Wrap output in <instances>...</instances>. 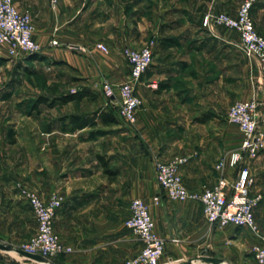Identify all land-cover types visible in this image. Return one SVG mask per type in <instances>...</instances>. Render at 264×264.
Here are the masks:
<instances>
[{"label": "crops", "instance_id": "1", "mask_svg": "<svg viewBox=\"0 0 264 264\" xmlns=\"http://www.w3.org/2000/svg\"><path fill=\"white\" fill-rule=\"evenodd\" d=\"M14 1L33 16L34 37L43 48L40 54L74 67L93 99L105 94L104 80L116 86L127 80L131 68L122 55L123 48L154 41L153 62L137 83L144 103L135 125L151 153L140 150L131 154L120 147L124 143L121 136L105 132L114 125L101 122L96 129L102 133L92 134L96 130L92 127L62 129L73 137L55 139L58 147L69 139L58 155V171L50 176L41 174L40 187L48 179L50 188L35 189L43 195L57 192L63 198L54 229L73 251L63 254V261L51 263L122 264L136 256L144 246L125 221L130 217L131 200L140 197L149 204L156 231L165 240L161 264H260L253 252L260 239L250 228L210 224L204 204L169 199L155 175L156 158L169 161L181 155L188 158L181 174L189 189L217 183L221 175L215 164L233 145L230 134L235 127L228 121L229 107L237 99L264 100L262 64L244 55L237 32L220 25L206 28L202 24L206 13L193 15L186 9L169 7L145 24L142 18L128 22L121 0H59L56 7L50 0ZM251 15L264 36V0L255 3ZM53 39L59 40V45H52ZM99 43L106 44L109 51H102ZM2 49L7 54L6 48ZM237 86L243 88L237 90ZM115 91V99L109 98L112 102L120 98L118 87ZM101 111L110 112L103 107L84 115ZM209 114L211 118L203 121ZM261 117L264 131V109ZM99 156L109 161L114 176L105 171ZM252 171L256 182L251 194L261 195L255 218L264 231V150L254 160ZM224 174L232 180L235 169L227 167ZM12 189L5 200L13 210L18 209L14 197L28 203L20 188ZM34 222L37 229L36 219ZM46 261L0 244V264Z\"/></svg>", "mask_w": 264, "mask_h": 264}, {"label": "built area", "instance_id": "2", "mask_svg": "<svg viewBox=\"0 0 264 264\" xmlns=\"http://www.w3.org/2000/svg\"><path fill=\"white\" fill-rule=\"evenodd\" d=\"M56 7L59 0H50ZM259 0H245L236 15L227 12H209L203 19L207 28L224 25L236 29L241 36L242 48L250 59H258L264 70V36L258 31L251 16L255 3ZM35 26L29 10H21L14 0H0V48L5 47L12 57L40 54L42 45L34 37ZM52 45H59V40L53 39ZM102 51H109L104 43H99ZM123 55L130 66V73L123 84H115L104 80L102 88L105 95L115 99V90L119 93V115L130 124L138 119L143 98L137 92V83L148 70L154 58V41L140 47H125ZM264 100H237L228 113V121L237 124L243 133L240 147L226 153L215 165L220 172L218 181L211 187L199 190L189 189L181 174V166L188 160L186 156L177 155L169 161H155L156 180L172 200H195L204 204V214L212 225L226 227L235 225L250 228L260 239L253 246L256 260L264 263V232L261 231L255 218V207L261 200V195H252L251 190L256 182L252 172L251 161L264 150V131L261 129V112ZM264 121V120H263ZM227 167L235 169L232 180L224 174ZM21 194L28 201L37 222V230L31 238L21 243L15 251L21 249L31 254L49 260L60 254L73 251V247L63 242L54 229V220L63 204V198L53 192L49 199L19 184ZM155 200L160 201L156 196ZM130 217L125 224L143 243L141 251L122 264H161V256L165 249V240L156 231L155 219L149 204L142 198H133L130 202Z\"/></svg>", "mask_w": 264, "mask_h": 264}, {"label": "rangeland", "instance_id": "3", "mask_svg": "<svg viewBox=\"0 0 264 264\" xmlns=\"http://www.w3.org/2000/svg\"><path fill=\"white\" fill-rule=\"evenodd\" d=\"M244 1L121 0L125 19L130 23H136V20L142 18V21H147L145 24L154 21L169 7L178 10L186 9L187 12L193 15H202L209 12H227L236 15ZM220 3H223V8L220 7ZM229 8L234 11H230ZM232 30L237 32L240 38L239 48L247 56L242 48L243 43L240 33L236 29ZM121 52L123 55V49ZM0 58H4L3 65L0 66V244L7 245L15 251L16 247L27 242L36 232L35 216L32 209L29 208V204L24 202L23 198L14 197L13 200H17L15 202L18 204V209L13 210L10 202L6 201L5 197L8 194L7 192L11 191V188H13L12 190L19 188V184L36 192L38 191L35 188H50V180L46 177V182H43L40 187L41 179H43L41 174L50 176L57 173V159H59L67 142L69 143V139L66 140L64 145L61 146L63 149H61L55 139L61 136L73 137L71 134H64L66 132L61 128L64 117L73 112L84 115L88 112L92 113L97 108L107 107L110 112H114L118 116L120 121L118 126L109 127L110 129L105 132L109 135L121 136L124 143H121L120 147L130 150L131 154L144 150L146 155L151 153V149H149L143 137L138 134L135 128L137 122L130 124L120 117L119 97L113 102L105 94V96H98L91 101L62 103L58 100L63 95L87 88L86 81L81 74L67 62L55 60L41 54L36 55V57L28 54L12 58L2 48H0ZM247 58L249 57L247 56ZM242 88L237 86V90ZM41 96L48 98L49 103L43 102L41 104L39 102ZM230 124L235 127L230 134L233 136L231 148L237 149L240 147L243 133L237 124L233 122H230ZM255 159L251 161V164ZM51 194L52 192L49 195H41L49 199ZM261 231L264 232L262 229ZM64 258L65 255L60 254L43 262V264L63 261Z\"/></svg>", "mask_w": 264, "mask_h": 264}, {"label": "trees", "instance_id": "4", "mask_svg": "<svg viewBox=\"0 0 264 264\" xmlns=\"http://www.w3.org/2000/svg\"><path fill=\"white\" fill-rule=\"evenodd\" d=\"M38 54L31 55L32 57H36ZM4 58H0V66L3 65ZM84 98L87 99H93L94 95L87 89H81L74 91L72 94H66L58 98L59 101L62 103H69L72 101H81ZM48 98L42 97L40 98L39 102L42 104L43 102H48ZM49 103V102H48ZM212 114L206 115L202 120L206 121L207 119H210ZM68 121V123H66ZM119 118L114 112H106L101 111L97 112L94 115H80V114H71L64 117L63 123L65 122L64 126H62V129L65 131H76L78 129H84L87 127H92L93 129H96V127H99V123L101 122L105 126L114 125L119 123ZM96 133H102L103 131L99 129H96L93 131L92 134ZM96 133V134H97ZM91 134V136H93ZM105 171L109 173V175H115L116 171L113 170L110 167L109 161L105 160L104 156H99Z\"/></svg>", "mask_w": 264, "mask_h": 264}, {"label": "water", "instance_id": "5", "mask_svg": "<svg viewBox=\"0 0 264 264\" xmlns=\"http://www.w3.org/2000/svg\"><path fill=\"white\" fill-rule=\"evenodd\" d=\"M18 251L21 253V254H24L25 256L29 257V258H33V259H37V260H40L42 257L39 256V255H36V254H31V253H28V252H25V251H21V249H18ZM210 259H215V258H210ZM186 264V263H185Z\"/></svg>", "mask_w": 264, "mask_h": 264}, {"label": "bare ground", "instance_id": "6", "mask_svg": "<svg viewBox=\"0 0 264 264\" xmlns=\"http://www.w3.org/2000/svg\"><path fill=\"white\" fill-rule=\"evenodd\" d=\"M46 264H50V263H46Z\"/></svg>", "mask_w": 264, "mask_h": 264}]
</instances>
